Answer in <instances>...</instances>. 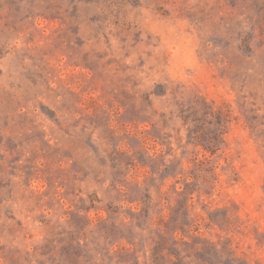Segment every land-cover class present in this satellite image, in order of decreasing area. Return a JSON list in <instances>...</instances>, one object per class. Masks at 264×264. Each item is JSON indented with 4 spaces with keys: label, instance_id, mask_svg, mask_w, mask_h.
Instances as JSON below:
<instances>
[{
    "label": "rangeland",
    "instance_id": "rangeland-1",
    "mask_svg": "<svg viewBox=\"0 0 264 264\" xmlns=\"http://www.w3.org/2000/svg\"><path fill=\"white\" fill-rule=\"evenodd\" d=\"M0 264H264V0H0Z\"/></svg>",
    "mask_w": 264,
    "mask_h": 264
}]
</instances>
